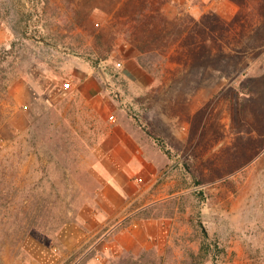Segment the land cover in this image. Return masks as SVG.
<instances>
[{"label":"rangeland","instance_id":"rangeland-1","mask_svg":"<svg viewBox=\"0 0 264 264\" xmlns=\"http://www.w3.org/2000/svg\"><path fill=\"white\" fill-rule=\"evenodd\" d=\"M152 261L264 264V0H0V264Z\"/></svg>","mask_w":264,"mask_h":264},{"label":"trees","instance_id":"trees-1","mask_svg":"<svg viewBox=\"0 0 264 264\" xmlns=\"http://www.w3.org/2000/svg\"><path fill=\"white\" fill-rule=\"evenodd\" d=\"M47 35H50V34H47ZM42 216H43V225L41 227L44 226L43 229L46 230L49 233L55 232L57 228H55V226L52 224L53 220H54V216H53V220L52 221H51V219H52V214L51 213L44 212L42 214ZM201 249L203 251L206 250L205 244L202 245ZM148 264H155V263L152 261L151 263H148Z\"/></svg>","mask_w":264,"mask_h":264},{"label":"water","instance_id":"water-1","mask_svg":"<svg viewBox=\"0 0 264 264\" xmlns=\"http://www.w3.org/2000/svg\"><path fill=\"white\" fill-rule=\"evenodd\" d=\"M103 76H104L105 80H107V77H106V75L104 73H103Z\"/></svg>","mask_w":264,"mask_h":264},{"label":"built area","instance_id":"built-area-1","mask_svg":"<svg viewBox=\"0 0 264 264\" xmlns=\"http://www.w3.org/2000/svg\"><path fill=\"white\" fill-rule=\"evenodd\" d=\"M67 87H70V83L69 84H66Z\"/></svg>","mask_w":264,"mask_h":264}]
</instances>
